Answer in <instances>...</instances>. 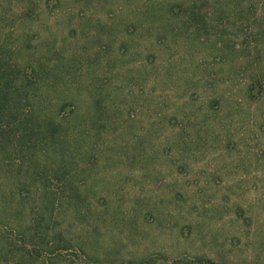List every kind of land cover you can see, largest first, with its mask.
Masks as SVG:
<instances>
[{"label": "rangeland", "instance_id": "rangeland-1", "mask_svg": "<svg viewBox=\"0 0 264 264\" xmlns=\"http://www.w3.org/2000/svg\"><path fill=\"white\" fill-rule=\"evenodd\" d=\"M6 83L0 262L264 264V0H0Z\"/></svg>", "mask_w": 264, "mask_h": 264}, {"label": "trees", "instance_id": "trees-1", "mask_svg": "<svg viewBox=\"0 0 264 264\" xmlns=\"http://www.w3.org/2000/svg\"><path fill=\"white\" fill-rule=\"evenodd\" d=\"M8 86H9V83H6L5 86H4V90L3 91H0V102H5L4 100L7 99L8 95L10 94V89H8ZM13 89H15V91H18L19 89L17 87H15L14 85H12ZM6 88V90H5ZM0 264H10L8 262H0Z\"/></svg>", "mask_w": 264, "mask_h": 264}]
</instances>
